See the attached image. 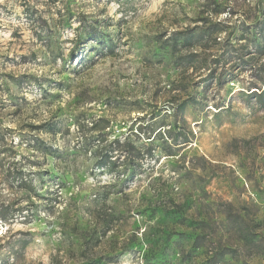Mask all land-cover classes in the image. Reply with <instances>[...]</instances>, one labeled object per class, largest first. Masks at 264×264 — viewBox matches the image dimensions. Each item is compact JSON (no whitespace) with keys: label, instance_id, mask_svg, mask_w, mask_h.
<instances>
[{"label":"rangeland","instance_id":"1","mask_svg":"<svg viewBox=\"0 0 264 264\" xmlns=\"http://www.w3.org/2000/svg\"><path fill=\"white\" fill-rule=\"evenodd\" d=\"M202 5L0 0V264H82L93 233L86 255L106 264H264V52L233 30L217 67L228 32L193 68L163 55L202 26ZM227 12L251 24L264 0ZM94 34L112 56L88 48Z\"/></svg>","mask_w":264,"mask_h":264},{"label":"trees","instance_id":"2","mask_svg":"<svg viewBox=\"0 0 264 264\" xmlns=\"http://www.w3.org/2000/svg\"><path fill=\"white\" fill-rule=\"evenodd\" d=\"M207 0H203V5L201 13L203 14V17H201L199 20L202 23L201 27H197L195 29L187 30L185 32H174L169 35V37L166 39V41L163 43V55L168 58L170 61H173L177 63L180 66H185V68H193L197 64H199V58L201 57V50L202 52H206L208 46L210 44L212 47L219 46L220 41H217V34L219 33H225V41L223 42V47L218 49L213 56V63L215 66H219V64H224L229 61L230 59V53L228 51L229 48V41H230V35L232 34L233 30H236V32L239 34V40H246L247 42L251 43L254 49L259 52L260 54H263L264 52V14L262 16L260 14H255L254 18H252L253 23L246 24L245 22L240 23L239 26H232L229 25L232 20V13H228L227 10L230 9V5L233 2V0H213L211 3H206ZM263 11V10H262ZM223 14H226V17L230 16L228 20L220 21L219 17ZM231 30V31H228ZM89 41L94 44V47H88L90 50H96L95 52L99 53L102 58L106 56H112L114 54L113 46L111 43L109 45H105L106 42L104 38L99 34H94L89 37ZM87 46L84 44L81 49H85ZM199 50V51H197ZM203 63V61H200ZM217 69H212L209 71V78L208 80H205L206 82L210 81L214 77V74L216 73ZM233 78L232 75L224 73H218L217 78L215 79L217 84L220 87H224L225 84H227L229 81H231ZM207 86V84H206ZM205 92L206 90H202L196 94H199L202 96L203 99H205ZM263 93V92H262ZM261 93V94H262ZM195 94V95H196ZM260 94V95H261ZM259 95V96H260ZM192 96V95H190ZM197 96V95H196ZM194 97V95H193ZM190 100V99H188ZM193 103H195V99L192 101H183V108L185 109L188 106H191ZM47 127L45 132H54L56 126L49 127V125L42 126ZM99 136L95 137L96 141H99ZM33 150L35 152H38L43 158H47V156L53 157L55 156L54 153L58 152L57 149L53 148L50 145L44 144L42 141H39L37 138L33 140ZM118 145L119 148L127 146L131 151L135 154V159H140V152L137 151L135 148H132V145L123 143L119 144L118 141L114 142ZM102 150V149H101ZM102 159V158H101ZM99 168H103V165H99ZM127 172V177L129 175H132L133 172H131L130 168H127L125 170ZM21 185L23 184L25 189H31L24 181H20ZM150 209H144L141 213L149 212ZM152 214V211H151ZM0 220H5V217L3 215L0 216ZM109 223H105L104 227L105 230L102 232L101 236L104 235L105 232H108ZM103 227V228H104ZM95 233L91 234L89 236L88 240H79L78 246L80 247V254L82 258V264H106V262H103L101 259H98L97 257H91L86 255V246L87 244H90L93 240V236ZM101 236L95 237V240H100ZM120 254H122V251L119 253H115V251L110 252V256L106 258L107 260H112L115 257H118Z\"/></svg>","mask_w":264,"mask_h":264}]
</instances>
